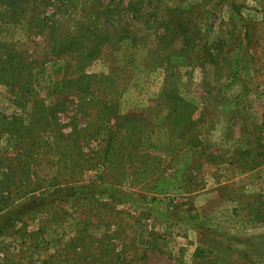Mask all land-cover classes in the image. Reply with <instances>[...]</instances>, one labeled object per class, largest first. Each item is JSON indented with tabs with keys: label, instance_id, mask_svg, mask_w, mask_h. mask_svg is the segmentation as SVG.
<instances>
[{
	"label": "rangeland",
	"instance_id": "rangeland-1",
	"mask_svg": "<svg viewBox=\"0 0 264 264\" xmlns=\"http://www.w3.org/2000/svg\"><path fill=\"white\" fill-rule=\"evenodd\" d=\"M262 145L264 0H0V264H264Z\"/></svg>",
	"mask_w": 264,
	"mask_h": 264
},
{
	"label": "trees",
	"instance_id": "trees-1",
	"mask_svg": "<svg viewBox=\"0 0 264 264\" xmlns=\"http://www.w3.org/2000/svg\"><path fill=\"white\" fill-rule=\"evenodd\" d=\"M20 9L21 8H15V9H13L11 11H7V13H10L12 16H16V13H18ZM9 86H10V84H9ZM29 88H27V89L23 88L22 92H24L25 90H29ZM12 101H13V103H15L17 105V107H22V108L26 107L25 106V102L22 100V97L19 100H18V98H13ZM22 101L24 103H22ZM262 146H264V145H262ZM251 153H252L251 150H247L245 152H242L240 155L246 156L248 158H251ZM259 156H261V155H259ZM61 190L62 191H66V190H64V188H61ZM20 197H23V196H20ZM109 197L112 198L113 196L110 195ZM25 202L26 203L22 204V206L20 207L21 208L20 210L14 211V213L17 215V217L14 218L15 219L14 223L17 222V221H21L23 216L26 215L25 212H23L24 210L28 209L29 211H31V210H34L35 207H36V210H37V207H38L37 206V203H38L37 199H33L32 200V199L28 198V199H26ZM10 220H12L11 216H10ZM210 254H211L210 251H207V250L202 249L201 247H198L196 249V251H195L194 258L195 259H207V258H209Z\"/></svg>",
	"mask_w": 264,
	"mask_h": 264
},
{
	"label": "crops",
	"instance_id": "crops-1",
	"mask_svg": "<svg viewBox=\"0 0 264 264\" xmlns=\"http://www.w3.org/2000/svg\"><path fill=\"white\" fill-rule=\"evenodd\" d=\"M198 247H196V249H197Z\"/></svg>",
	"mask_w": 264,
	"mask_h": 264
}]
</instances>
